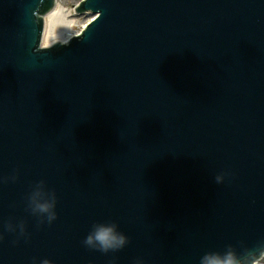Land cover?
<instances>
[{"label": "water", "instance_id": "water-1", "mask_svg": "<svg viewBox=\"0 0 264 264\" xmlns=\"http://www.w3.org/2000/svg\"><path fill=\"white\" fill-rule=\"evenodd\" d=\"M54 5L0 0V264L258 261L264 0H81L43 45Z\"/></svg>", "mask_w": 264, "mask_h": 264}, {"label": "clouds", "instance_id": "clouds-1", "mask_svg": "<svg viewBox=\"0 0 264 264\" xmlns=\"http://www.w3.org/2000/svg\"><path fill=\"white\" fill-rule=\"evenodd\" d=\"M36 207L41 212H47L52 207L51 203L37 202ZM51 219V216H50ZM98 242L102 250H108L109 248H117L123 245L124 237L116 234L114 226L111 225H98L94 233L90 234L86 243L92 245L93 242ZM250 256L253 254H249ZM264 255V252L261 253ZM42 264H50L48 260L42 261ZM200 264H257V261L241 260L236 254L229 248L223 254L216 252L205 253L201 259Z\"/></svg>", "mask_w": 264, "mask_h": 264}, {"label": "bare ground", "instance_id": "bare-ground-1", "mask_svg": "<svg viewBox=\"0 0 264 264\" xmlns=\"http://www.w3.org/2000/svg\"><path fill=\"white\" fill-rule=\"evenodd\" d=\"M69 14V11L66 12V9L58 5L51 8L46 13L43 35V39L46 43L44 45H48L51 41H66L67 38H65V34L74 24L72 20L67 19Z\"/></svg>", "mask_w": 264, "mask_h": 264}, {"label": "rangeland", "instance_id": "rangeland-1", "mask_svg": "<svg viewBox=\"0 0 264 264\" xmlns=\"http://www.w3.org/2000/svg\"><path fill=\"white\" fill-rule=\"evenodd\" d=\"M54 6H60L66 9V12H70L67 17L68 20L73 21V26L66 32L65 38H69L75 34H78L83 26L92 18V15L88 12L79 13L75 12V7L78 5L81 0H55ZM45 40L43 39V44H45ZM258 264H264V256H262L258 261Z\"/></svg>", "mask_w": 264, "mask_h": 264}]
</instances>
